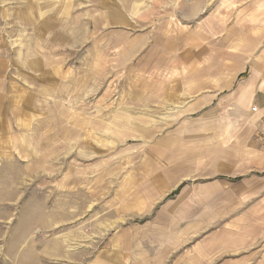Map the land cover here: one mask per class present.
<instances>
[{"label":"rangeland","instance_id":"obj_1","mask_svg":"<svg viewBox=\"0 0 264 264\" xmlns=\"http://www.w3.org/2000/svg\"><path fill=\"white\" fill-rule=\"evenodd\" d=\"M263 29L264 0H0V49L15 73L0 121V264L240 258L214 249L193 262L237 208L207 178L192 179L194 204L167 198L177 183L160 139L180 103L146 93L155 70L202 69L221 38Z\"/></svg>","mask_w":264,"mask_h":264},{"label":"crops","instance_id":"obj_2","mask_svg":"<svg viewBox=\"0 0 264 264\" xmlns=\"http://www.w3.org/2000/svg\"><path fill=\"white\" fill-rule=\"evenodd\" d=\"M7 55L0 49V121L5 118L7 78L15 76ZM29 67L35 74V67ZM149 77L155 79L151 83L156 90L146 94L156 92L157 101L180 103L167 123L174 126L173 132L160 139L161 145L171 147L170 180L177 183L167 198L177 195L184 204L192 205L191 198L185 201L193 190L192 179L207 178L199 183L219 182L226 192L221 190V202L237 208L234 224L212 236L217 240L205 237L196 244L193 262L203 263L202 259L219 249L243 251L238 261L221 264H264V38H221L218 50L205 49L202 69L155 70ZM7 95H13L12 90ZM8 109L6 115L11 119L12 106ZM230 190L234 192H227ZM184 216L190 219L178 214L170 218L179 221Z\"/></svg>","mask_w":264,"mask_h":264}]
</instances>
